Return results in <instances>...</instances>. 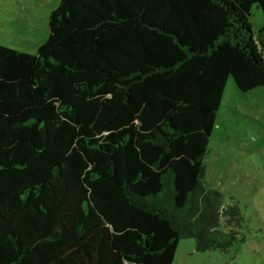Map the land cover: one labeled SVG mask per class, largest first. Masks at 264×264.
<instances>
[{"label": "trees", "instance_id": "1", "mask_svg": "<svg viewBox=\"0 0 264 264\" xmlns=\"http://www.w3.org/2000/svg\"><path fill=\"white\" fill-rule=\"evenodd\" d=\"M264 0H60L0 44V264H172L243 216L200 179L226 83L264 86ZM243 241V239H241Z\"/></svg>", "mask_w": 264, "mask_h": 264}, {"label": "rangeland", "instance_id": "2", "mask_svg": "<svg viewBox=\"0 0 264 264\" xmlns=\"http://www.w3.org/2000/svg\"><path fill=\"white\" fill-rule=\"evenodd\" d=\"M59 2L0 0V44L35 54ZM249 23L254 35L264 26L256 5ZM203 160L201 185L220 192L225 205L236 202L243 216L239 242L226 252L200 251L182 239L172 264H264V86L241 92L228 79Z\"/></svg>", "mask_w": 264, "mask_h": 264}]
</instances>
